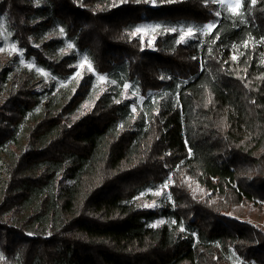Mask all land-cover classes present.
Returning a JSON list of instances; mask_svg holds the SVG:
<instances>
[{"label":"trees","instance_id":"1","mask_svg":"<svg viewBox=\"0 0 264 264\" xmlns=\"http://www.w3.org/2000/svg\"><path fill=\"white\" fill-rule=\"evenodd\" d=\"M120 1L0 3L27 59L67 78L75 52L85 53L114 82L75 120L84 80L71 102L33 116L24 149L5 155V264H233V255L264 264V232L229 214L264 206V153L255 156L264 147V0H241L238 14L214 0ZM147 21L177 31L150 48L132 34ZM207 23L215 27L205 36L178 42V30ZM58 27L76 49L60 57L63 37L45 39ZM16 81L0 105V154L17 150L19 127L41 103L33 73ZM125 84L143 99L137 114ZM165 184L160 206H140Z\"/></svg>","mask_w":264,"mask_h":264},{"label":"rangeland","instance_id":"2","mask_svg":"<svg viewBox=\"0 0 264 264\" xmlns=\"http://www.w3.org/2000/svg\"><path fill=\"white\" fill-rule=\"evenodd\" d=\"M2 0H0L1 3ZM117 1V0H116ZM219 9L225 7L227 9V5L229 3H234L235 0H224V3H219V0H214ZM256 1V0H255ZM120 0H118V4H120ZM231 11V10H230ZM209 24V23H207ZM205 24V25H207ZM158 25L156 31H144L141 33H136L135 35L138 36L146 46L150 48L153 47V43L156 38L160 35H164L165 33L171 31H165V25L161 22L155 21H147L139 26H152ZM204 25V26H205ZM138 26V27H139ZM203 26L194 27L191 26L192 29H195V35H189L187 33V29L183 30V41L180 40V36L182 34L181 30H178V42L187 43L192 39H196L198 36H205L210 31L206 33H201L197 31V29L202 28ZM60 27L58 28H51L47 33H45V39L53 36V37H63L62 44L57 48L55 51L58 57L62 56L63 53L66 51L69 53L71 50L75 51V46L73 43L66 38V34L63 30L61 32ZM14 31L12 30L10 19L7 14L0 12V105L6 103L8 98L16 92L15 89L18 87V81L20 76L26 72L33 73L36 79V83H38V90L41 92V103L37 106L34 110L33 114H30L26 121L21 124L17 131V138L19 141V145L17 150L13 148L11 145H7L5 148V153L0 154V203L3 199L4 189L6 187V183L8 180L7 175V167L4 162L5 155L13 154L14 152H19L24 149L26 138L28 135V123L30 120L33 119V116H39L46 110L48 107L50 109L55 108L60 109L67 103L73 100V97L77 95L80 91V87L85 83L84 80H90L91 87L88 92L85 93L84 98L77 104H79L78 109L75 111L72 116L73 119H78L81 116L87 114L93 109L98 98L101 94L107 90L111 83H114L112 77L108 75L100 74L93 68L92 62L90 57L85 53L75 52L77 54V61H76V70L75 72L67 77V78H58L53 77L48 71L43 70L34 59H27L23 49L20 48L18 40L13 37ZM47 35V36H46ZM49 35V36H48ZM44 38V37H43ZM71 43L73 48L69 49L68 44ZM84 55H87L89 61L91 62L92 68L94 71H89L88 65L85 64L83 67H80L81 59ZM11 68V73L8 74L6 79L2 78V74L5 69ZM79 73V75H76ZM103 75L105 77L104 80L98 79V76ZM16 81V82H15ZM129 85V84H127ZM123 99L130 100L132 111L135 108V114H137V107L142 105L143 99L138 94H136L135 90L129 87L124 90L123 92ZM264 153V147H262L255 156H259ZM4 159V160H3ZM167 187H161L156 190H147L145 191L139 198L138 202L140 206L143 208H154L155 206H160L162 204L163 199L167 198ZM159 192V195H157ZM233 217H238L239 220L248 222L253 224L254 226L258 227L264 232V206L254 207V206H246L241 205L238 206L233 213ZM162 221L158 222L157 224H161ZM231 261L233 264H242L241 260L235 255L231 256ZM0 264H5V257L3 254H0Z\"/></svg>","mask_w":264,"mask_h":264},{"label":"snow or ice","instance_id":"3","mask_svg":"<svg viewBox=\"0 0 264 264\" xmlns=\"http://www.w3.org/2000/svg\"><path fill=\"white\" fill-rule=\"evenodd\" d=\"M151 2L153 3V5H155L156 0H151ZM219 3L223 4V3H224V0H219ZM251 3L254 4V3H255V0H251ZM240 7H241V0H235L234 3H229V4L227 5V9L233 11L234 14H238V13H237V10H238ZM217 15H219V13H217ZM158 27H160V26H158V25H152V26H139V27H136V28H135V30H134V32H133L132 34L135 35L136 33H141V32H144V31H152V32H154V31H156V29H157ZM214 27H215L214 24L209 23V24L203 26L202 28L197 29V31H199V32H201V33L203 34V33H206V32H208V31H210V30L213 29ZM165 31L176 32L177 29H176V28H171V29H165ZM61 32H63V29H61ZM187 33H188L189 35H192V36L195 35V33H194V31H193V29H192L191 27H188V28H187ZM183 39H184V36H183V30H182V34H181V36H180V40L183 41ZM68 48H69V49L73 48V45H72L71 43H69V44H68ZM233 59H235V57H233ZM85 64L88 65V69H89V71H94V69L92 68L91 62L89 61V58H88L87 55H84V56L82 57V59H81V63H80V67H83ZM76 75H79V73H77ZM98 79H100V80H104L105 77H104L103 75H100V76H98ZM123 87H124L125 89H127V88L129 87V85L125 84ZM117 103H119V101H117ZM133 112H135V108H133ZM164 187H167V184H165ZM157 195H159V192H157Z\"/></svg>","mask_w":264,"mask_h":264}]
</instances>
